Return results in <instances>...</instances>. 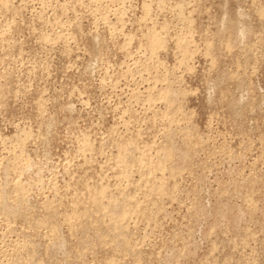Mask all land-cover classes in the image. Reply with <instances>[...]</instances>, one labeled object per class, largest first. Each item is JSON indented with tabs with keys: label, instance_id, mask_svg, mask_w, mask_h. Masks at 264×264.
Listing matches in <instances>:
<instances>
[{
	"label": "rangeland",
	"instance_id": "obj_1",
	"mask_svg": "<svg viewBox=\"0 0 264 264\" xmlns=\"http://www.w3.org/2000/svg\"><path fill=\"white\" fill-rule=\"evenodd\" d=\"M0 264H264V0H0Z\"/></svg>",
	"mask_w": 264,
	"mask_h": 264
},
{
	"label": "bare ground",
	"instance_id": "obj_2",
	"mask_svg": "<svg viewBox=\"0 0 264 264\" xmlns=\"http://www.w3.org/2000/svg\"><path fill=\"white\" fill-rule=\"evenodd\" d=\"M6 4V3H5ZM153 42V41H152ZM153 44V43H152Z\"/></svg>",
	"mask_w": 264,
	"mask_h": 264
}]
</instances>
